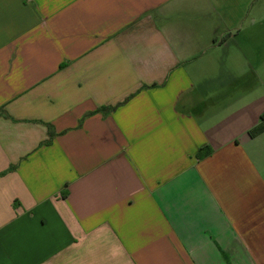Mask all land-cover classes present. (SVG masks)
Here are the masks:
<instances>
[{
	"label": "crops",
	"instance_id": "obj_1",
	"mask_svg": "<svg viewBox=\"0 0 264 264\" xmlns=\"http://www.w3.org/2000/svg\"><path fill=\"white\" fill-rule=\"evenodd\" d=\"M261 126L264 0H0V264H264Z\"/></svg>",
	"mask_w": 264,
	"mask_h": 264
},
{
	"label": "trees",
	"instance_id": "obj_2",
	"mask_svg": "<svg viewBox=\"0 0 264 264\" xmlns=\"http://www.w3.org/2000/svg\"><path fill=\"white\" fill-rule=\"evenodd\" d=\"M264 129V126H261L259 128H256L253 130V134L254 133H258L260 131H262ZM210 152V149L209 148H203L201 149L199 152H198V157H201V156H204V155H207L208 153Z\"/></svg>",
	"mask_w": 264,
	"mask_h": 264
}]
</instances>
